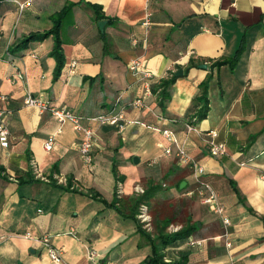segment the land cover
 <instances>
[{
	"label": "crops",
	"instance_id": "0c3cea01",
	"mask_svg": "<svg viewBox=\"0 0 264 264\" xmlns=\"http://www.w3.org/2000/svg\"><path fill=\"white\" fill-rule=\"evenodd\" d=\"M16 1L29 0L0 5V109L11 111V144L0 145V264H149L147 234L155 238L167 223L168 233L191 230L166 248L168 263L264 264V0H33L24 11ZM87 4L115 22L103 20L102 32ZM67 6L71 15L60 31L65 65L56 79L53 36L16 48L54 28ZM135 59L154 75L152 90L183 71L165 110L158 93L147 95L145 82L131 72ZM209 76L210 110L197 122L193 101ZM30 94L74 111L95 131L91 164L80 156L82 132L50 109L27 106ZM139 99L143 106L136 107ZM121 110L122 131L93 120ZM212 132L225 155L211 153ZM50 137L55 144L47 151ZM179 148L205 168L204 180L231 221L227 230L213 207L186 195L196 184L191 167L175 155ZM141 200L150 207V229L137 219ZM27 233L50 235L63 261H53Z\"/></svg>",
	"mask_w": 264,
	"mask_h": 264
},
{
	"label": "built area",
	"instance_id": "2783aa9c",
	"mask_svg": "<svg viewBox=\"0 0 264 264\" xmlns=\"http://www.w3.org/2000/svg\"><path fill=\"white\" fill-rule=\"evenodd\" d=\"M33 0H29L27 2H20L16 1V3L19 6L20 11H24L29 5L31 4ZM150 14H147L143 25L145 27H149L151 25L150 20ZM134 46L138 44L137 40L133 41ZM76 63H73V66H75ZM129 68L131 72L134 74V76L138 77V79L143 80L145 82V93L147 95H152L153 90L151 88L150 81L154 78V75L147 71L145 69L144 63L139 60L135 59L130 62ZM5 98L3 95L0 94V101H4ZM25 104L30 107H36L39 108L41 112L50 109L53 117L59 121L60 123H64L66 121H69L73 124L74 128L83 134L82 141L79 145V151L81 158L87 163L91 164L93 162L94 156L93 151L95 148V131L91 128H87L83 126L82 124V118L80 115L75 113L74 111H71L69 109H59L56 107H52L51 102L47 100H40L39 98H36L33 95H28ZM134 105L136 107L143 106V102L141 99L136 100L134 102ZM11 115V111H8L6 109H0V145L2 148H9L11 144V131L8 126L7 118ZM93 120L100 122V123H107L111 125L117 126L121 131L125 128V122H126V116L125 112L121 110L118 113H110L106 115H100ZM164 137L170 141H174V134L168 130H165L163 132ZM213 142H212V148L211 153L217 156H222L226 154V147L224 143H217L215 142V139L217 138V133L212 132L211 133ZM55 139L54 137H50L48 141L45 143V148L47 151H51L54 147ZM167 154H172L171 149L166 150ZM176 157L179 160V163L185 166H190L193 170L194 180H195V187L187 192V196L190 197H198L204 204L211 206L215 209V213L222 219L223 224L225 226V229L227 230L231 224V221L229 217L225 215L224 207L219 202V197L215 189L212 187V185L204 180L205 176V168L201 166L197 161H195L191 155H189L184 148H179L176 153ZM33 170L36 171L37 175L41 177L42 180L50 182V179H47L42 174L38 173V167L35 162L32 163ZM59 178V177H58ZM262 178L264 179V172L262 174ZM58 182H61L60 184H65L66 180L59 178ZM136 193L138 195H145V189L141 187H136L135 189ZM118 194H123V186L120 184L118 186ZM137 219L140 221L141 224L144 225L145 229H150L152 226V217L150 214V207L146 202H142L138 208V214ZM179 229L175 228L172 229L171 233L178 232ZM26 238L32 239L35 241L41 242L44 247L48 250L49 257L57 262L61 263L63 261L62 258V251L60 249H56L51 244V236L50 235H43L42 237H36L31 233H27L25 235ZM4 237H0V244L4 241ZM192 245H199L201 242H195L193 240ZM228 246H231V244H228ZM97 253L95 251L90 252V259L95 260L97 258ZM114 264V263H111Z\"/></svg>",
	"mask_w": 264,
	"mask_h": 264
},
{
	"label": "trees",
	"instance_id": "16d2710c",
	"mask_svg": "<svg viewBox=\"0 0 264 264\" xmlns=\"http://www.w3.org/2000/svg\"><path fill=\"white\" fill-rule=\"evenodd\" d=\"M7 0H0V5L4 3ZM95 13V19L98 21H103L105 19L109 20L110 23H114V19L108 18L105 15L101 14V8L96 5L87 4ZM72 8L71 6L65 7L59 14H57L54 17V28L51 30L44 32L42 34H33L26 38L24 42H22L19 47L16 49H19L21 47L26 46L30 41L35 39H41L44 40L50 36H53L55 38V47L53 51V56L55 57L57 61V68H56V79L59 78L62 69L65 65V56L63 52V41L60 37V31L62 23L65 22L71 15ZM237 61V60H236ZM235 62V61H234ZM232 62V64H234ZM218 65L224 64V63H217ZM190 65L195 66L196 64L192 61ZM211 79V76L207 78L206 81H204L200 85V91L198 96L193 101V106L197 108V111L195 113L196 115V121L201 122L204 119L207 118L210 106H209V99H208V89H209V81ZM177 81L176 73H171L167 78L161 79L158 84H152L153 85V91L155 93H158L159 96V106L161 109L165 110L167 107V104L171 101L172 95H173V86ZM52 184H57V182L53 179ZM95 198H100V194L93 193ZM101 200L103 202H106L105 199L101 197ZM143 200L140 201V204ZM166 224V223H165ZM169 224L167 223L166 226L161 228L155 238H152L150 235L147 234V237L150 238V242L153 246V256L150 257V263L149 264H183L182 262H166L165 258V250L166 248L173 244L174 242L186 240L191 235L190 229H182L176 233H168L166 231V228H168Z\"/></svg>",
	"mask_w": 264,
	"mask_h": 264
},
{
	"label": "water",
	"instance_id": "95a60500",
	"mask_svg": "<svg viewBox=\"0 0 264 264\" xmlns=\"http://www.w3.org/2000/svg\"><path fill=\"white\" fill-rule=\"evenodd\" d=\"M107 24H108L107 21H100V22L98 23V26H99V28H100V30H101L102 32H104V28H105V26H106ZM200 68H201V69H207L208 66L205 64V65H201ZM182 74H183V71L180 70V71H178V72L176 73V77H181ZM139 161H140V160H139L138 157H135V158H134V162H135V163H139ZM185 186H186V182H183L182 185H181V188L183 189Z\"/></svg>",
	"mask_w": 264,
	"mask_h": 264
},
{
	"label": "rangeland",
	"instance_id": "374dc122",
	"mask_svg": "<svg viewBox=\"0 0 264 264\" xmlns=\"http://www.w3.org/2000/svg\"><path fill=\"white\" fill-rule=\"evenodd\" d=\"M161 213H163V212L161 211ZM154 231H155V228H153L151 232H154Z\"/></svg>",
	"mask_w": 264,
	"mask_h": 264
}]
</instances>
